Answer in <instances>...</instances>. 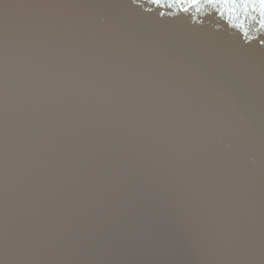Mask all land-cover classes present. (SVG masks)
I'll return each instance as SVG.
<instances>
[{"label": "water", "instance_id": "95a60500", "mask_svg": "<svg viewBox=\"0 0 264 264\" xmlns=\"http://www.w3.org/2000/svg\"><path fill=\"white\" fill-rule=\"evenodd\" d=\"M0 264H264L260 0H0Z\"/></svg>", "mask_w": 264, "mask_h": 264}, {"label": "snow or ice", "instance_id": "6c2138e0", "mask_svg": "<svg viewBox=\"0 0 264 264\" xmlns=\"http://www.w3.org/2000/svg\"><path fill=\"white\" fill-rule=\"evenodd\" d=\"M197 2H198V0H197ZM208 2H209V3H212L213 0H208ZM260 3H261L262 5H264V0H260ZM185 10H186V9H185Z\"/></svg>", "mask_w": 264, "mask_h": 264}]
</instances>
